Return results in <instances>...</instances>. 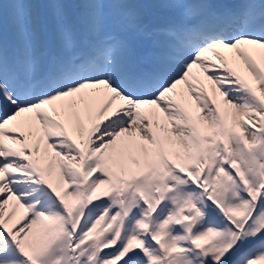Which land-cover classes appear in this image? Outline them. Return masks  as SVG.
Instances as JSON below:
<instances>
[{"label": "snow or ice", "instance_id": "obj_1", "mask_svg": "<svg viewBox=\"0 0 264 264\" xmlns=\"http://www.w3.org/2000/svg\"><path fill=\"white\" fill-rule=\"evenodd\" d=\"M0 264H264V0H0Z\"/></svg>", "mask_w": 264, "mask_h": 264}]
</instances>
